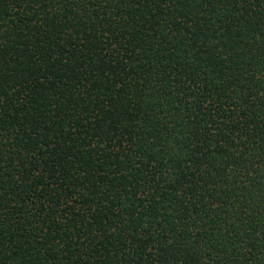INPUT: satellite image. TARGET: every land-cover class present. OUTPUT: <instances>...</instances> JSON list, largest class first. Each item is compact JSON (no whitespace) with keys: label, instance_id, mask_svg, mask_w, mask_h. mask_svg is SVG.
Wrapping results in <instances>:
<instances>
[{"label":"trees","instance_id":"trees-1","mask_svg":"<svg viewBox=\"0 0 264 264\" xmlns=\"http://www.w3.org/2000/svg\"><path fill=\"white\" fill-rule=\"evenodd\" d=\"M0 264H264V0H0Z\"/></svg>","mask_w":264,"mask_h":264}]
</instances>
